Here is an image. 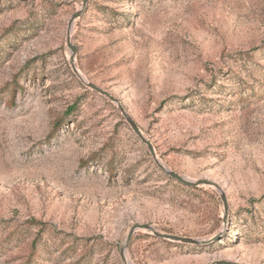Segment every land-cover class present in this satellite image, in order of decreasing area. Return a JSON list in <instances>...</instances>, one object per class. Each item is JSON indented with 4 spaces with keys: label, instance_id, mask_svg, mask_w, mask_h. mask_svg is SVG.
Segmentation results:
<instances>
[{
    "label": "rangeland",
    "instance_id": "1",
    "mask_svg": "<svg viewBox=\"0 0 264 264\" xmlns=\"http://www.w3.org/2000/svg\"><path fill=\"white\" fill-rule=\"evenodd\" d=\"M0 0V264H264V0ZM36 248V249H34Z\"/></svg>",
    "mask_w": 264,
    "mask_h": 264
},
{
    "label": "water",
    "instance_id": "2",
    "mask_svg": "<svg viewBox=\"0 0 264 264\" xmlns=\"http://www.w3.org/2000/svg\"><path fill=\"white\" fill-rule=\"evenodd\" d=\"M89 3V0H84L83 1V5H82V10L78 11L77 13H75L70 21L69 24V30H68V37H67V44L68 47L71 50V59H70V63L72 66L73 71L75 72V74L81 79V81L88 86L89 88L107 96L109 99H111L113 102L117 103L119 105V108L121 109L122 113L124 114V116L126 117L127 121L129 122V124L131 125V127L133 128L134 132L137 134V136L141 139V141L147 145L153 159L155 160L157 166L159 167V169H161L164 173H166L167 175H169L171 178L175 179L176 181L180 182L183 185L189 186V187H198L201 185H207V186H211L216 188L218 191H220L221 193V198L222 201L224 203V208H225V215L228 214V201H227V197L225 195V193L223 192V190L221 189V187L212 181H208V180H199V181H189L186 178L182 177L181 175L169 170L165 165H163L158 157L157 154L155 152V148L153 146V144L147 140L144 135L142 134V132L140 131L139 127L137 126V124L134 122V120L128 116V114L126 113V111L123 109V107L119 104L118 100L115 99L114 97H112L109 93L105 92L104 90L98 88L97 86H95L94 84L90 83L89 81H86L82 74L80 73L79 69L77 68L76 64H75V54L77 52V47L75 45L72 44V36H71V32L74 26L75 21L80 18L84 12V10L86 9L87 5ZM137 230H145L148 232H151L153 235L164 239V240H168V241H173V242H178V243H184V244H190V245H207L210 244L212 242H214L217 238L215 237L212 240H197V239H193L190 237H184V236H179V235H173V234H166V233H161L159 231H157L154 227H152L151 225H147V224H138L136 226L133 227V229L130 231L128 239H127V243L125 245V247L122 249L121 251V258L123 260V262L125 264H128L127 262V256H126V250L128 248V245L131 241V238L133 237V235L135 234V232ZM215 264H236L233 262H227V261H220L217 262Z\"/></svg>",
    "mask_w": 264,
    "mask_h": 264
},
{
    "label": "bare ground",
    "instance_id": "3",
    "mask_svg": "<svg viewBox=\"0 0 264 264\" xmlns=\"http://www.w3.org/2000/svg\"><path fill=\"white\" fill-rule=\"evenodd\" d=\"M81 73V72H80ZM83 76V75H82ZM83 78L87 81V79L83 76ZM128 264H131L129 260L127 259Z\"/></svg>",
    "mask_w": 264,
    "mask_h": 264
},
{
    "label": "trees",
    "instance_id": "4",
    "mask_svg": "<svg viewBox=\"0 0 264 264\" xmlns=\"http://www.w3.org/2000/svg\"><path fill=\"white\" fill-rule=\"evenodd\" d=\"M34 249H36V248H34Z\"/></svg>",
    "mask_w": 264,
    "mask_h": 264
}]
</instances>
